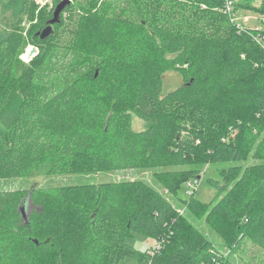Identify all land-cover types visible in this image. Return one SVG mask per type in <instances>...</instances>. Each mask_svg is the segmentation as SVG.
Listing matches in <instances>:
<instances>
[{"label": "trees", "instance_id": "trees-1", "mask_svg": "<svg viewBox=\"0 0 264 264\" xmlns=\"http://www.w3.org/2000/svg\"><path fill=\"white\" fill-rule=\"evenodd\" d=\"M70 1L48 38L40 35L54 8L35 34L44 43L65 26L71 49L90 65L60 89L36 80L47 49L35 44L40 55L25 65L23 36L0 33V179L42 168L50 176L138 170L172 193L218 164L236 184L214 208L232 222L230 255L246 243L264 252V66L255 67L264 63V45L257 33L237 29L222 11L225 0ZM258 12L264 16V1ZM170 71L184 79L167 92ZM134 115L151 125L134 131ZM236 131L240 147L226 138ZM26 201L33 207L23 218ZM179 218L165 194L142 181L0 190V264L129 257L240 264L180 230ZM135 234L164 239L162 250L151 257L135 249L128 243Z\"/></svg>", "mask_w": 264, "mask_h": 264}, {"label": "rangeland", "instance_id": "rangeland-1", "mask_svg": "<svg viewBox=\"0 0 264 264\" xmlns=\"http://www.w3.org/2000/svg\"><path fill=\"white\" fill-rule=\"evenodd\" d=\"M62 0H0V33L6 35L15 32L25 39L23 54L20 59L23 64H29L26 60L29 49L38 44V49L44 48V61L37 69V82L52 89H60L71 81L76 74H85L90 65L84 61L81 55L75 54L71 49L69 33L66 27L56 28L54 35L44 43H40L35 34L44 26L45 21L52 15L53 8ZM264 0H236L237 4L252 5L249 8H238L244 16L253 18L250 24H259L263 14L258 12ZM54 12V11H53ZM255 19V20H254ZM264 22L260 23L261 27ZM60 44L63 47L57 48ZM40 53L35 55L38 57ZM263 67L264 63L256 64L255 67ZM21 65L17 68L20 69ZM261 69V68H259ZM183 72L170 71L166 75V91H172L183 83ZM150 122L133 116L132 127L134 131H141L148 128ZM238 132L228 134V141L240 147L238 143ZM246 166L252 165L250 154L245 160ZM255 162L253 163V165ZM227 167L218 164L208 163L197 179H192L177 192H168L160 187L155 179H152L151 172L130 170L120 173H101L90 175H65L50 176L45 168L34 172L30 177L21 179H0V190L5 191H31L35 188H50L59 186H76L100 184L114 181L116 179H128L132 182L142 181L147 185L162 191L166 198L176 207L180 217V230L193 231L195 235L203 237L221 250L232 260L240 264H264V252L251 243H246L239 253L230 255L229 241L232 222L227 215L215 212L214 208L222 203L227 197L234 195L236 184L228 183L222 173ZM191 194H190V191ZM195 204V205H193ZM31 202L27 204V212L32 210ZM128 243L142 253H147L155 246L151 238L135 234L129 237ZM242 260V262L240 261ZM119 264H139L136 258H126Z\"/></svg>", "mask_w": 264, "mask_h": 264}, {"label": "built area", "instance_id": "built-area-1", "mask_svg": "<svg viewBox=\"0 0 264 264\" xmlns=\"http://www.w3.org/2000/svg\"><path fill=\"white\" fill-rule=\"evenodd\" d=\"M222 11L225 15H227V17L237 27L238 30L257 33V35H255V40L258 42V44L264 45V37L260 35L261 31L264 29L263 24L262 27L260 25V23L264 22V16L262 17L261 21H259V24H250L249 20L253 18L244 16L243 14H241V12L238 11L236 0H225V5ZM188 183L187 187L190 186V183L189 186ZM164 241V239L155 241V246L151 251H149V255L151 257H154L162 250Z\"/></svg>", "mask_w": 264, "mask_h": 264}, {"label": "water", "instance_id": "water-1", "mask_svg": "<svg viewBox=\"0 0 264 264\" xmlns=\"http://www.w3.org/2000/svg\"><path fill=\"white\" fill-rule=\"evenodd\" d=\"M70 3H71L70 0H62L60 3H58V5L54 9L52 19L49 21L48 26L42 31L40 35L41 40H45L52 34L53 26L60 23L61 14L65 10V8L70 5ZM38 53H39V50L36 47L32 46V48L29 49L26 60L31 61L33 57L37 55ZM26 208H27V201L21 206V209H20L23 218H26L27 216Z\"/></svg>", "mask_w": 264, "mask_h": 264}]
</instances>
